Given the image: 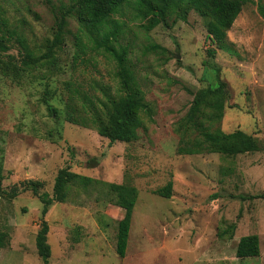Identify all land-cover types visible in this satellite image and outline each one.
<instances>
[{"label":"rangeland","instance_id":"rangeland-1","mask_svg":"<svg viewBox=\"0 0 264 264\" xmlns=\"http://www.w3.org/2000/svg\"><path fill=\"white\" fill-rule=\"evenodd\" d=\"M74 2L0 0L11 32L0 57L20 68L17 76L0 72V231L9 235L0 264H42L36 236L43 203L25 182H41L39 193L53 196L63 168L92 182L70 181L65 201L49 207L48 264H264V0L242 7L226 31L227 49L211 42L195 10L149 31L129 6L99 30L69 15L54 58L26 68L22 43L35 56L46 53L60 11ZM115 28L147 103L129 142H111L94 119L106 120L124 95L116 60L96 45ZM221 83L223 117L198 115L197 122L242 130L258 149L180 153L204 138V128L187 118L196 93ZM170 181V197L155 193ZM109 183L138 189L125 257L116 253L125 211ZM249 234L259 235L260 255L239 258L238 242Z\"/></svg>","mask_w":264,"mask_h":264},{"label":"trees","instance_id":"trees-1","mask_svg":"<svg viewBox=\"0 0 264 264\" xmlns=\"http://www.w3.org/2000/svg\"><path fill=\"white\" fill-rule=\"evenodd\" d=\"M249 0H75L65 11H60L58 15L57 31L53 41L48 46V51L40 56L34 53L24 43L26 50L22 64L26 68L37 67L44 60L54 58L56 48L60 45L66 19L69 15L77 16L81 25L101 29L113 22L112 18L120 12L124 6L132 7L136 16L146 20L144 27L149 31L161 23H167L170 19L173 22L178 20L186 21L191 11H197L207 21V37L218 47L227 49L225 37L242 7ZM63 9V8H62ZM8 34V36H7ZM117 28L104 31L101 39L96 40V45L102 47L105 52L112 56L118 64V76L120 77L121 89L124 95L112 101V107L107 112L106 120L96 116L95 122L98 132L106 136L111 142L133 141L138 137V129L143 126V118L140 111L147 110V103L143 90L138 86L133 71L128 67L129 48L117 45ZM11 32L8 28V21L0 7V49L8 48L6 42L9 40ZM215 51L212 50L211 54ZM22 70V68H21ZM0 72L4 74H20V68L14 61H6L0 57ZM223 84L217 88L196 93L193 105L188 113V120L194 122L197 127H203V139L196 138L193 142L179 148L180 153L199 154L205 151L217 152L228 155H237L246 152H253L258 149L257 141L253 136L242 130L224 132L222 130L211 131L197 116L206 118L210 122L219 121L223 117L224 104L221 93ZM52 109V108H50ZM53 110V109H52ZM1 173V169H0ZM79 178L87 185L92 179L81 176L69 170L60 169L54 186V194L50 196L47 192L39 193L41 182H25L32 190L39 195L42 207V223L36 236V247L43 262L48 264L52 254L51 246L48 242L49 225L45 220V215L54 201L63 202L67 198V185L70 181ZM110 189L116 194L117 204L125 211L124 217L118 223L116 253L120 257H125L129 242L133 211L138 199V189L131 184L109 183ZM173 183L170 181L163 188L155 190V193L163 197L172 195ZM9 244V235L0 231V248ZM260 255V239L257 234L244 235L240 238L236 256L239 258L257 257Z\"/></svg>","mask_w":264,"mask_h":264}]
</instances>
